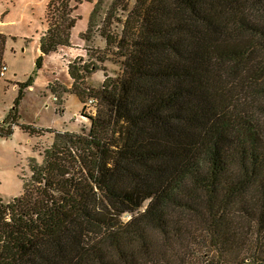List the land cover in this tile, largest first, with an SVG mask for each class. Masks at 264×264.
<instances>
[{"label":"trees","instance_id":"obj_1","mask_svg":"<svg viewBox=\"0 0 264 264\" xmlns=\"http://www.w3.org/2000/svg\"><path fill=\"white\" fill-rule=\"evenodd\" d=\"M106 1L81 34L104 47L69 63L71 87L48 86L59 114L68 94L97 100L79 132L17 122L43 56L71 46L79 19L80 0L46 5L0 138L18 126L54 139L21 194L0 196V264H264V0H112L100 19Z\"/></svg>","mask_w":264,"mask_h":264},{"label":"rangeland","instance_id":"obj_2","mask_svg":"<svg viewBox=\"0 0 264 264\" xmlns=\"http://www.w3.org/2000/svg\"><path fill=\"white\" fill-rule=\"evenodd\" d=\"M15 2L14 6L11 7L10 0H0V9H9L13 11L21 12L25 0L20 2L19 0H12ZM33 4L29 7L27 5V13L30 18L33 19L32 24L29 27L22 25L16 30L18 33L22 32H31L34 28H40L42 15H43V2L44 0H33ZM112 0H107L105 6L100 14L104 17V11L110 6ZM135 0H130V7H133ZM76 1H73V4H76ZM79 5V4H77ZM76 5V7H77ZM88 4L84 3L83 6L79 7L78 12H73L75 15L80 16V20L77 22L74 32H80L83 30L84 25L88 22L89 13L87 11ZM124 18L125 12L120 14ZM28 22V19L27 21ZM120 25L112 26V29L117 31L120 30ZM97 31L94 33L96 34ZM102 40V41H101ZM90 46L95 47L103 46V39L97 36L94 43H88ZM16 54L12 56L10 47H8L7 54L5 55V63L8 65L9 69L6 71L5 76H0V123L6 119L9 115L10 110L14 105V100L17 96L16 88H14L12 82H23L26 79V75H30L32 71L35 70V63L30 58L29 50L26 51V54L21 53L20 44L14 45ZM102 48V47H99ZM106 64H108L107 67ZM105 66L108 68V74L112 77H117L122 74V64L120 62H111L110 60L105 63ZM15 70L16 76L9 74V71ZM102 74L98 72L90 76L87 85L94 86L93 88H99L101 86ZM36 78V75H35ZM34 88L31 90L25 91V95L18 106V123L31 125L36 128H50L60 130L64 123L68 125L69 129L75 132L81 130V125L71 121L75 117L74 113H78L79 101L76 97H71L67 106L64 115L59 114L54 108L56 102L49 95L41 94L40 90L43 87L42 77L34 82ZM89 100V99H88ZM84 106V109L80 112L81 119H84L86 115H94L96 112L97 103H89ZM71 122V123H68ZM84 127V126H83ZM89 124L87 127L88 128ZM80 129V130H79ZM61 131V130H60ZM35 141L31 142L29 135L21 130H16L11 138H0V196L4 199L11 200L12 198L19 196L23 189V181L21 176L24 178H29L30 176V166L29 160L34 157L37 161L42 162V152L43 150L50 145L52 139H54L53 134L47 132H40L37 134ZM129 214L123 216V220L129 219Z\"/></svg>","mask_w":264,"mask_h":264},{"label":"crops","instance_id":"obj_3","mask_svg":"<svg viewBox=\"0 0 264 264\" xmlns=\"http://www.w3.org/2000/svg\"><path fill=\"white\" fill-rule=\"evenodd\" d=\"M11 1V7L14 6L15 2ZM20 2L24 1V0H19ZM50 0H44L43 2V15H42V21H41V25L40 28H34L33 31L31 30V32L29 31L27 32H22V33H18L16 30L18 29V27H22V25H26L27 27L30 26V24H32L33 19L29 17L28 13H27V5L28 7L33 4V0H25V4L24 7L22 9L21 12L19 11H11L10 8L9 9H0V33L7 35V39H6V43H5V52L3 54V64L7 66L6 71L9 69L8 65L5 63V55L7 54L8 51V47H10L12 56H14L16 54L14 45L20 44L21 47V53L22 54H26V51L29 50L30 53V58L32 61H34L35 63V59L38 55L41 54V50H40V42L39 39L41 38V36L43 35L44 32H46L47 27H48V23H47V19H46V5H48ZM97 0H92V1H87V0H80L79 5H77V7L75 8L74 12H78L79 7L83 6L84 3L88 4L87 7V11L89 13L90 16V12L92 10V7L94 6V3ZM41 2V0H40ZM77 14V13H76ZM28 19V22H26ZM80 20V16L79 19L77 20V22ZM75 23L74 27L71 30V46L68 47H59V49L55 52H51L48 55H44L43 56V63H42V67L38 70V72H36V78L34 79V82L36 83V81H38V79H40L42 77V83H43V87L40 90L41 94H43L44 96L47 94L49 96H51L54 101L56 102L55 96L50 92L48 86L51 83H54L55 81H59L60 84L66 86V87H71L73 84V80L71 79V77L68 75V65L69 63H71L76 57H83L85 58L87 56V52H86V47L88 46V43L86 41H84L81 37V34L86 30L87 28V22L83 27V30H81L80 32H74V29L76 27ZM89 22V19H88ZM102 41V40H101ZM99 47H104V41H103V46H99ZM107 67L108 64H106ZM36 69V67H35ZM4 72L3 76H5ZM15 70L9 71L10 75H13V77L16 76V73L14 72ZM101 72V74L103 73L102 71H98ZM96 72V73H98ZM94 73V74H96ZM31 74V73H30ZM93 74V73H92ZM91 74V75H92ZM93 74V75H94ZM29 75H26V79ZM103 74L101 77V81L100 84H102L103 82ZM25 79V80H26ZM24 80V81H25ZM88 80H90V77H88ZM34 82L33 85L28 88L25 89V91L27 90H31L32 88H34ZM21 82H12V84L14 85L13 87L18 88V84ZM94 87V86H93ZM97 88V87H95ZM71 97H76V95L74 94H68L66 95V99H65V105H64V111L62 113V115H64L65 113V106H67V103L69 102ZM76 99L79 101V106H78V113H74L75 117L72 118L71 121L77 123V125H81L82 127H87L88 124H90V120L85 117L84 119H81L80 112L82 111L83 107L85 106V103H82L77 97ZM56 106L57 104L54 106L55 110H56ZM68 123V122H67ZM71 123V122H69ZM68 123V124H69ZM81 127V128H82ZM45 129V128H42ZM47 129V128H46ZM16 130H21L18 126L14 127V132ZM61 131H72L71 129H69L68 125H66V123H64V126L60 129ZM58 130V131H60ZM80 130V129H79ZM23 131V130H21ZM25 132V131H23ZM27 134V133H25ZM29 135V134H27ZM30 141L33 142L35 141L36 137H38L37 135H33L30 136Z\"/></svg>","mask_w":264,"mask_h":264},{"label":"built area","instance_id":"obj_4","mask_svg":"<svg viewBox=\"0 0 264 264\" xmlns=\"http://www.w3.org/2000/svg\"><path fill=\"white\" fill-rule=\"evenodd\" d=\"M7 69V66L6 65H2L1 69H0V76H3L4 72L6 71ZM56 99V97H55ZM89 103H97V100L93 99V98H90L89 100ZM88 104V102L85 103V106Z\"/></svg>","mask_w":264,"mask_h":264}]
</instances>
